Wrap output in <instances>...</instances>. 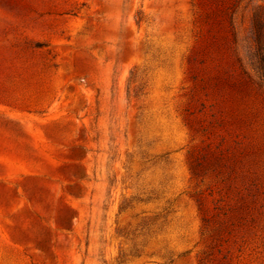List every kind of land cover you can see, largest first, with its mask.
Here are the masks:
<instances>
[{
    "label": "rangeland",
    "instance_id": "374dc122",
    "mask_svg": "<svg viewBox=\"0 0 264 264\" xmlns=\"http://www.w3.org/2000/svg\"><path fill=\"white\" fill-rule=\"evenodd\" d=\"M264 0H0V264H264Z\"/></svg>",
    "mask_w": 264,
    "mask_h": 264
},
{
    "label": "trees",
    "instance_id": "16d2710c",
    "mask_svg": "<svg viewBox=\"0 0 264 264\" xmlns=\"http://www.w3.org/2000/svg\"><path fill=\"white\" fill-rule=\"evenodd\" d=\"M262 60H263V62H264V59H262ZM261 70H262V72H263V76H264V66L261 67Z\"/></svg>",
    "mask_w": 264,
    "mask_h": 264
}]
</instances>
